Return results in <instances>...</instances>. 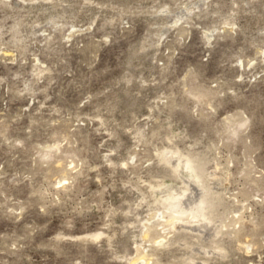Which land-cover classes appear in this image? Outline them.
<instances>
[{
  "label": "rangeland",
  "instance_id": "1",
  "mask_svg": "<svg viewBox=\"0 0 264 264\" xmlns=\"http://www.w3.org/2000/svg\"><path fill=\"white\" fill-rule=\"evenodd\" d=\"M0 264H264V0H0Z\"/></svg>",
  "mask_w": 264,
  "mask_h": 264
},
{
  "label": "bare ground",
  "instance_id": "2",
  "mask_svg": "<svg viewBox=\"0 0 264 264\" xmlns=\"http://www.w3.org/2000/svg\"><path fill=\"white\" fill-rule=\"evenodd\" d=\"M198 205H199V203H198ZM197 206V205H196ZM200 206V205H199ZM198 207V206H197ZM195 216V215H194Z\"/></svg>",
  "mask_w": 264,
  "mask_h": 264
}]
</instances>
